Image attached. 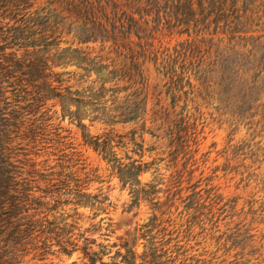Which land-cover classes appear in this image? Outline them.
Masks as SVG:
<instances>
[{
    "label": "rangeland",
    "instance_id": "374dc122",
    "mask_svg": "<svg viewBox=\"0 0 264 264\" xmlns=\"http://www.w3.org/2000/svg\"><path fill=\"white\" fill-rule=\"evenodd\" d=\"M89 1L97 20L117 26L116 43L84 41L90 23L56 0H26L22 12L46 21L58 50L78 49L121 74L104 82L84 62L52 66L61 86L93 101L82 107L85 131L110 137L121 162L147 163L138 187L154 184L157 192L129 206L132 186L84 143L57 99L38 100L26 82H3L0 156L13 176L8 194L28 208L12 225L24 228L33 218L73 229L56 237L36 227L14 245L3 240L12 225L0 220V255L13 264H90L80 249L86 238L104 252L95 264H123L116 252L124 243L141 252L149 242L182 264H264V0L205 2L202 13L192 0V17L184 0H152L156 10L146 0ZM9 12L7 5L5 26L14 21ZM125 15L137 20L140 38L134 31L119 37ZM77 191L106 199L77 205ZM68 238L76 243L69 254L62 249L70 248Z\"/></svg>",
    "mask_w": 264,
    "mask_h": 264
},
{
    "label": "trees",
    "instance_id": "16d2710c",
    "mask_svg": "<svg viewBox=\"0 0 264 264\" xmlns=\"http://www.w3.org/2000/svg\"><path fill=\"white\" fill-rule=\"evenodd\" d=\"M64 6V9L69 13L74 14L76 17L84 20L85 23H90V27L84 37V41L88 40H112L116 43L118 34L115 31L116 25L110 23L108 28L100 20H97V16L93 9L92 2L89 0H56ZM147 4H150V9H154L156 6L152 3V0H146ZM215 0H196V5L199 12L204 11V3L208 5H213ZM187 2V6H186ZM185 8H187L186 15L192 17L194 10H192L193 1L184 0ZM10 6L11 18L14 20L13 24L3 25L1 20L4 18L5 7ZM26 0H0V95L2 93V83L6 82L9 86H21L23 82L26 84L33 85L36 87L38 94V100L47 99H57L60 106L62 116L67 115L70 119L77 120L78 125L82 128V137L85 144L92 146V148L101 154L102 158L111 164L112 168H116L118 177L123 185L129 184L133 188L134 198L131 205H137L140 199L152 200L157 192L156 186L154 184H145L147 187H138L140 180L138 178L139 174L145 170L149 165L147 163L140 162L139 160H131L127 163L121 162L112 147L110 137L101 138L98 135H90L85 131V124L81 122V119L85 115L82 107L86 105H92L93 101L90 99H84L79 96L77 91H72L69 87L61 86V73L54 72L52 69L53 65H62L68 62L79 63L84 62L87 65L83 67L86 72L91 70L95 71L97 75L104 73L103 81L106 82L110 78L115 77L119 74L116 70H109L107 65L98 63L94 59H89L81 56V52L78 49L64 47L58 50V41L52 37L54 31L45 24L44 20H33L27 18L22 12L25 9ZM156 10V8H155ZM149 11V10H148ZM151 11V10H150ZM210 10L207 9V12ZM106 21L107 17L105 16ZM126 21L120 23L118 32L119 37L125 38L132 31L140 38L139 32L142 31L137 23V20L130 15H125ZM188 18H183L181 23H187ZM49 32V33H48ZM17 47L9 52H6L7 48ZM55 48L56 52L52 55L47 53ZM23 49L21 56L17 55V50ZM132 56V55H131ZM50 60V63L48 62ZM56 81L58 84H53ZM251 86L247 87L246 95L248 99L251 98ZM101 91L92 92L94 99H98L102 96L104 90L101 86ZM245 95V96H246ZM76 106L75 109H71V105ZM18 113L15 111L13 117H16ZM121 115V121L125 122L130 117L127 113L123 112ZM1 120V118H0ZM113 119L107 118V121H112ZM1 131V130H0ZM138 148L141 149L142 145L137 144ZM3 154V153H1ZM6 159L0 156V162L5 164ZM10 164H5L0 168V197H7L9 200V205L5 206V200H0V220H6L10 225H12L13 218H16L19 214L27 209L23 204V200H18L15 195H9L8 189L12 181L13 176H11V169H9ZM27 199V198H26ZM106 197L97 199L95 196H90L83 192L77 191L75 194V203L77 205L92 204L93 200L98 203H102ZM39 204V203H38ZM22 218V217H21ZM22 223H15L12 225V229L7 233L4 242L7 243L11 241L14 245L19 244L29 236L32 231L37 227L41 233L54 234L56 237H61L67 235L73 229L71 228H59L54 225V222L48 219H29L25 223L24 228H20ZM71 246L67 248L62 247L63 251L70 253L72 250L76 249V243L66 240ZM84 244L80 246V249L84 255L87 257L90 264H95L97 260L101 261V254L103 250L99 252L91 250L89 244L92 241L84 238ZM44 244V243H43ZM143 245V250L141 252H136L133 245L128 246L127 243L123 244L125 249L124 252L117 251L116 256H120L121 262L123 264H182L176 262V258L172 257L166 250L162 248H157L152 246ZM0 264H13V257L2 258L0 255ZM137 259L139 261L137 262ZM114 264V263H112Z\"/></svg>",
    "mask_w": 264,
    "mask_h": 264
}]
</instances>
